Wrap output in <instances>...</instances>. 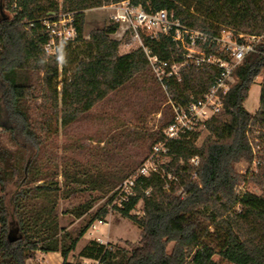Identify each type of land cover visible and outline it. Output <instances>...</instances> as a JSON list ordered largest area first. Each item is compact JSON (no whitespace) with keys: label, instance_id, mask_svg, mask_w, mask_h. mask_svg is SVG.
Wrapping results in <instances>:
<instances>
[{"label":"trees","instance_id":"1","mask_svg":"<svg viewBox=\"0 0 264 264\" xmlns=\"http://www.w3.org/2000/svg\"><path fill=\"white\" fill-rule=\"evenodd\" d=\"M111 2L0 0V264H28L38 252H60L63 264H80L69 262V255L95 222H106L109 205L119 196L116 189L124 178L93 179L66 167L60 183L36 168L45 143L42 133L51 120L43 112L34 114L41 107L37 103L39 90L64 128L110 93L150 71L142 50L120 54V43L111 38L118 24L95 29L86 38V11ZM131 3L148 13L166 10L193 28L211 32L228 28L236 34L264 35V0ZM60 10L73 15L77 29L76 38L67 42L68 63L58 65L51 56L48 64L40 65L37 61L50 40L42 20ZM144 43L164 59L175 47L173 39L165 35L144 38ZM261 52L264 41L236 70L237 82L225 98L226 111L205 123L212 138L201 147L196 144L200 132L169 141L166 148L171 160L165 171L161 168L160 173L138 177L132 194L114 206L140 229V239L136 243L125 241L126 246L90 240L79 258L99 264H264V195L237 193L242 176L235 169L240 161L253 159L249 129H264V80L258 110L252 114L244 106L264 72ZM217 74L215 69L185 71L181 81L171 85L175 101L185 103L190 95L201 97ZM2 133L9 135L15 150L3 144ZM164 140L162 133L156 142ZM194 157L200 160L197 165L191 163ZM12 186L15 190L11 193ZM86 191L113 192L72 236L60 225L59 200ZM96 201L74 208L71 214L84 218ZM140 202L142 215L133 213Z\"/></svg>","mask_w":264,"mask_h":264},{"label":"rangeland","instance_id":"2","mask_svg":"<svg viewBox=\"0 0 264 264\" xmlns=\"http://www.w3.org/2000/svg\"><path fill=\"white\" fill-rule=\"evenodd\" d=\"M59 1L62 3V0ZM7 14L13 16L11 12ZM110 15V11L100 7L87 10L84 26L86 38H89L91 31L110 25ZM119 52L125 54L127 50L120 46ZM71 70L73 71V67ZM150 72L145 71L110 93L93 109L81 114L75 122L64 128L61 122L53 117L48 98L46 99L39 90L37 103L41 107L34 114L39 115L43 112L51 116V120L47 123L48 130L42 133L45 143L36 164L41 174L49 176L50 180H58L62 183L63 171L66 167H70L72 172L81 173L83 177L102 178L107 181L124 178L123 182L128 183L133 174L145 164L150 168L158 167L165 171L171 159L166 156L152 158L153 147L158 143L156 140L163 133L164 126L170 121L171 113L160 86ZM69 76L70 74L62 76L60 80H65ZM263 80L264 72L256 79L244 104L252 114L260 105ZM249 130L248 138L253 159L242 160L235 165L236 172L242 176V183L238 185L236 191L237 193L249 191L263 196L264 129L257 126ZM210 138H212L211 133L205 126L202 127L196 142L197 146L201 147ZM1 139L5 146L12 150L16 149L7 133H2ZM26 158L29 159L30 156L27 155ZM120 184L117 189L115 188L116 190L122 186ZM14 190L15 187L12 186L10 192ZM113 191L107 195H102L100 191H86L69 199L60 198L58 211L61 227H65L72 236H76L79 229L108 202ZM93 199L97 201L89 215L77 219L71 214L74 208ZM117 203L115 200L109 205L110 214L107 218H110L112 225L95 222L94 225L98 228L91 229V233L80 241L78 249L83 247L85 239L96 237L109 241L119 240L118 244L122 246H126L125 240L136 243L140 239V229L120 215L114 207ZM133 213L143 214V202L138 204ZM28 264L32 263L28 262Z\"/></svg>","mask_w":264,"mask_h":264},{"label":"built area","instance_id":"3","mask_svg":"<svg viewBox=\"0 0 264 264\" xmlns=\"http://www.w3.org/2000/svg\"><path fill=\"white\" fill-rule=\"evenodd\" d=\"M103 10L110 11L111 23L118 24L111 38L120 43L128 52L142 50L149 69L165 96L170 107L171 118L163 130L165 140L153 147V157L166 156V144L171 140L200 132L205 123L226 111L225 101L231 86L237 82L236 70L243 64L250 53L257 52V46L264 41V35L254 36L244 33L236 34L233 30L223 28L211 32L184 25L173 13L166 10L148 13L143 8L132 5L131 0H122L104 5ZM50 40L45 48L54 52V46L62 41L74 40L77 36L74 17L61 10L45 16L42 20ZM165 35L173 39L174 49L170 57L161 58L145 45L144 38L158 39ZM264 56V52H261ZM204 71L215 69L218 74L212 86L201 97L190 95L187 102H176L171 85L180 82L182 75L189 69ZM198 157L191 162L198 164ZM158 167L143 165L128 183L119 188L116 201L126 200L132 194L135 180L140 176L160 173ZM171 178V176H169Z\"/></svg>","mask_w":264,"mask_h":264},{"label":"crops","instance_id":"4","mask_svg":"<svg viewBox=\"0 0 264 264\" xmlns=\"http://www.w3.org/2000/svg\"><path fill=\"white\" fill-rule=\"evenodd\" d=\"M111 222L112 221L110 220V218H107L106 223L112 225ZM92 228L93 229L95 228L94 230H96L98 228V226L94 225ZM91 229H89V231L85 234V236L88 235L89 233H91ZM84 237L82 239H84ZM85 240H86V242H85V244L83 245V247L81 249H78V246H79V243H80V241H79V243H78V245L76 247V250L73 251L68 257V261L69 262H71V263L79 262L80 264H99L97 261L92 260V259L79 258L80 252L82 251V249L87 245V243L90 240H98V241H100L101 243H104V244L105 243H114V244L119 243V240L118 241H109V240L103 239L102 237H96V238L85 239ZM125 241H127V240H125ZM63 261H64V259H63V257H62L60 252H50V253L38 252L36 254V257L34 259H31L29 262H31L32 264H37V263L38 264H63Z\"/></svg>","mask_w":264,"mask_h":264},{"label":"clouds","instance_id":"5","mask_svg":"<svg viewBox=\"0 0 264 264\" xmlns=\"http://www.w3.org/2000/svg\"><path fill=\"white\" fill-rule=\"evenodd\" d=\"M51 56L55 57V62L58 65L64 66L68 63L67 42L62 41L54 46V52L49 53L48 49H44V54L38 59L37 63L46 65L50 62Z\"/></svg>","mask_w":264,"mask_h":264}]
</instances>
